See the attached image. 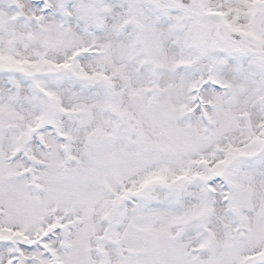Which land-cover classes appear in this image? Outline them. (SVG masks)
I'll list each match as a JSON object with an SVG mask.
<instances>
[{"label":"rangeland","instance_id":"1","mask_svg":"<svg viewBox=\"0 0 264 264\" xmlns=\"http://www.w3.org/2000/svg\"><path fill=\"white\" fill-rule=\"evenodd\" d=\"M13 1L0 0V264H264V65L237 69L216 28L197 37L201 20L166 2ZM196 1L194 15L233 9L264 54V0ZM209 69L230 95L209 85L194 101L187 74L200 86Z\"/></svg>","mask_w":264,"mask_h":264},{"label":"flooded vegetation","instance_id":"2","mask_svg":"<svg viewBox=\"0 0 264 264\" xmlns=\"http://www.w3.org/2000/svg\"><path fill=\"white\" fill-rule=\"evenodd\" d=\"M156 6L160 9V10H164L163 8H165L163 2L168 3L166 0H154ZM157 2V3H156ZM173 2L176 4V6L178 5V7L175 8H180V9H184L186 7H189L190 0H173ZM221 7V6H220ZM217 11H221L224 14V18L225 21L222 19L219 22H215V21H209L207 19H202L201 23H200V27H199V33L200 35H202V33L209 28H216L215 30L218 29L219 31V39L216 41V43H218V45L222 48L225 49L227 51H229L230 53H232L233 55H239L240 51H244L245 48L249 49V50H254V45L253 42H251L249 40V35L246 33H243L242 31L237 30L235 27H233V22L231 21L230 17L232 16V19L237 20V18L234 16L236 13L234 12L233 9H225V11H222L219 7ZM230 19V21L232 22H228V20ZM224 22V23H223ZM224 38L227 41H223L221 40V38ZM225 42V43H224ZM231 43V44H230ZM247 52V51H246ZM243 54L246 56V68L248 67V69H250V67H252V64L250 65L249 62H251V60H248V57H251L249 54ZM254 56V57H253ZM253 58L256 57V59H258L259 61H263L264 62V56H261L263 58H260L258 55H252ZM251 57V58H252Z\"/></svg>","mask_w":264,"mask_h":264},{"label":"bare ground","instance_id":"3","mask_svg":"<svg viewBox=\"0 0 264 264\" xmlns=\"http://www.w3.org/2000/svg\"><path fill=\"white\" fill-rule=\"evenodd\" d=\"M199 79H200V73L198 71H191L187 74L185 93L189 96V98H192L195 91L197 90ZM215 82L219 83L220 85H223V80L221 78L215 77ZM138 209L140 211L141 209H143V207L140 205Z\"/></svg>","mask_w":264,"mask_h":264},{"label":"water","instance_id":"4","mask_svg":"<svg viewBox=\"0 0 264 264\" xmlns=\"http://www.w3.org/2000/svg\"><path fill=\"white\" fill-rule=\"evenodd\" d=\"M98 140H99V139H98ZM154 149H155L157 152H160V153H163V154L168 153V147L165 146V145H162V144H160V143H159V144H156V145L154 146ZM260 223H261V224H264V221L261 220Z\"/></svg>","mask_w":264,"mask_h":264}]
</instances>
